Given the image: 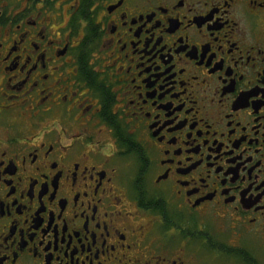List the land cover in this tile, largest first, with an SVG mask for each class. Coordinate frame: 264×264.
Segmentation results:
<instances>
[{"label":"flooded vegetation","instance_id":"flooded-vegetation-1","mask_svg":"<svg viewBox=\"0 0 264 264\" xmlns=\"http://www.w3.org/2000/svg\"><path fill=\"white\" fill-rule=\"evenodd\" d=\"M0 264H264V0H0Z\"/></svg>","mask_w":264,"mask_h":264}]
</instances>
